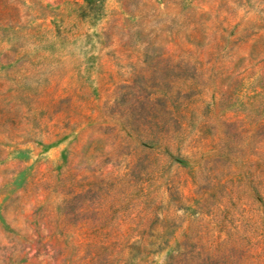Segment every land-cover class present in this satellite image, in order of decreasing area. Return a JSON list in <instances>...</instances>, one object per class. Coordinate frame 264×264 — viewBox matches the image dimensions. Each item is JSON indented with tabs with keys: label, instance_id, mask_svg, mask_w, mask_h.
<instances>
[{
	"label": "rangeland",
	"instance_id": "374dc122",
	"mask_svg": "<svg viewBox=\"0 0 264 264\" xmlns=\"http://www.w3.org/2000/svg\"><path fill=\"white\" fill-rule=\"evenodd\" d=\"M0 264H264V0H0Z\"/></svg>",
	"mask_w": 264,
	"mask_h": 264
}]
</instances>
